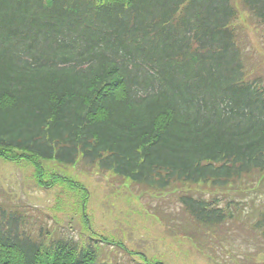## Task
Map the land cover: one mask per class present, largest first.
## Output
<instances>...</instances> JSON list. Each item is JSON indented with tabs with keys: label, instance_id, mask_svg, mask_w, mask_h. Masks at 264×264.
Masks as SVG:
<instances>
[{
	"label": "trees",
	"instance_id": "1",
	"mask_svg": "<svg viewBox=\"0 0 264 264\" xmlns=\"http://www.w3.org/2000/svg\"><path fill=\"white\" fill-rule=\"evenodd\" d=\"M240 6L264 42V0H0V158L46 184L41 159L81 156L203 228L247 214L264 238V76ZM32 220L0 204V264H142Z\"/></svg>",
	"mask_w": 264,
	"mask_h": 264
},
{
	"label": "rangeland",
	"instance_id": "2",
	"mask_svg": "<svg viewBox=\"0 0 264 264\" xmlns=\"http://www.w3.org/2000/svg\"><path fill=\"white\" fill-rule=\"evenodd\" d=\"M238 23L247 29L248 69L256 67L264 76V42L242 6ZM41 165L46 184L39 182L33 164L0 158V204L19 207L36 219L29 229L37 235L39 221L53 238L73 240L82 248L93 244L99 257L110 263L264 264V238L253 228L255 217L244 214L211 230L185 213L178 195L141 194L144 187L81 156L72 162L41 159ZM57 175L62 180L51 184ZM120 244L131 255L117 247Z\"/></svg>",
	"mask_w": 264,
	"mask_h": 264
}]
</instances>
